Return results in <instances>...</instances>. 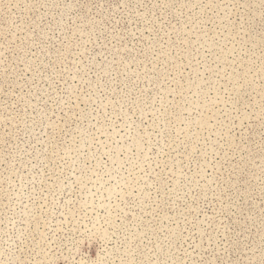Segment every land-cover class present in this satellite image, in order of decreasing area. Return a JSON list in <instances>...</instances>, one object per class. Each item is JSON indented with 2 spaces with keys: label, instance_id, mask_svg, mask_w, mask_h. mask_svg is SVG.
Masks as SVG:
<instances>
[{
  "label": "rangeland",
  "instance_id": "1",
  "mask_svg": "<svg viewBox=\"0 0 264 264\" xmlns=\"http://www.w3.org/2000/svg\"><path fill=\"white\" fill-rule=\"evenodd\" d=\"M0 264H264V0H0Z\"/></svg>",
  "mask_w": 264,
  "mask_h": 264
}]
</instances>
